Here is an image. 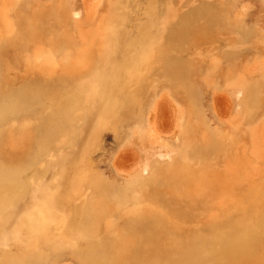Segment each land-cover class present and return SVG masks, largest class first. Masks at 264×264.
I'll return each mask as SVG.
<instances>
[{"label":"rangeland","instance_id":"1","mask_svg":"<svg viewBox=\"0 0 264 264\" xmlns=\"http://www.w3.org/2000/svg\"><path fill=\"white\" fill-rule=\"evenodd\" d=\"M0 264H264V0H0Z\"/></svg>","mask_w":264,"mask_h":264},{"label":"bare ground","instance_id":"2","mask_svg":"<svg viewBox=\"0 0 264 264\" xmlns=\"http://www.w3.org/2000/svg\"><path fill=\"white\" fill-rule=\"evenodd\" d=\"M152 156H153V153L151 155H149V158H152ZM142 181H143V179H137L136 181H133L132 182L134 184L133 188L141 185ZM134 210H135V208H134ZM144 220H145V218L138 220L137 224L138 225L140 223L142 224ZM247 229L248 228H246V230L244 231V233L241 236H238V237L229 236L227 239L223 238V240H221L222 244H223V250L222 251L226 254L235 253V255H237L240 252V250H244V246H243L244 242H248L250 240L249 238L253 235V230H251V229L247 230Z\"/></svg>","mask_w":264,"mask_h":264}]
</instances>
